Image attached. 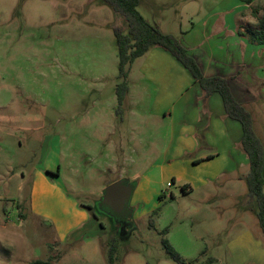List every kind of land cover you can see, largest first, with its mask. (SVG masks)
<instances>
[{
	"label": "rangeland",
	"instance_id": "rangeland-1",
	"mask_svg": "<svg viewBox=\"0 0 264 264\" xmlns=\"http://www.w3.org/2000/svg\"><path fill=\"white\" fill-rule=\"evenodd\" d=\"M224 1L140 0L139 12L179 34ZM257 3L246 12H262L264 0ZM114 27L128 30L124 17L104 0H0V239L16 245L14 250L0 243V264H111L114 240L113 264H179L164 240L183 264H264V234L246 180L206 202L202 196L180 198L148 215L145 209L153 207L145 208L133 195L124 235L104 213L100 190L121 174L80 168V116L113 109L121 83ZM248 110L264 145V107ZM85 125L92 126V119ZM50 147L62 153L59 182L91 207V224L63 244L29 205L36 171L45 168Z\"/></svg>",
	"mask_w": 264,
	"mask_h": 264
},
{
	"label": "crops",
	"instance_id": "crops-1",
	"mask_svg": "<svg viewBox=\"0 0 264 264\" xmlns=\"http://www.w3.org/2000/svg\"><path fill=\"white\" fill-rule=\"evenodd\" d=\"M258 1H224L202 23L192 22L190 31L179 34L165 30L162 21L146 19L178 38L206 78L227 79L235 100L251 116L250 107H264V7L262 12H246L259 6ZM246 18L257 23H247ZM128 87L121 111L116 110V94L113 109L80 116V168L103 167L104 174L118 169L117 181L134 185L133 200L153 207L144 215L180 198L202 196L206 202L246 180L250 167L241 146V124L227 116L222 97L208 96L171 53L153 48L137 59ZM90 118L92 126H86ZM54 149L50 147L45 168L36 171L29 205L33 216L52 224L63 244L92 218L85 209L89 206L76 201L59 182L62 153Z\"/></svg>",
	"mask_w": 264,
	"mask_h": 264
},
{
	"label": "trees",
	"instance_id": "trees-1",
	"mask_svg": "<svg viewBox=\"0 0 264 264\" xmlns=\"http://www.w3.org/2000/svg\"><path fill=\"white\" fill-rule=\"evenodd\" d=\"M111 9L122 15L127 22L128 30L125 32L120 27H114V34L118 44L119 55V79L121 83L117 86L116 94L119 106H122L127 93L129 71L132 64L139 58L145 56L151 49L160 48L171 53L185 67L195 82L209 96L219 94L222 97L227 116L241 124L243 139L242 150L246 154L250 173L246 178L249 188V198L255 204V211L264 234V146L257 136L251 114L240 105L234 98L228 80L221 77L206 78L201 66L189 51L173 35H166L150 24L139 12L140 0H104ZM91 210V207H85ZM163 244L168 255L177 263L184 261L176 250L164 240ZM118 245L115 240L109 253V261L113 264ZM31 264H48L37 260Z\"/></svg>",
	"mask_w": 264,
	"mask_h": 264
},
{
	"label": "water",
	"instance_id": "water-1",
	"mask_svg": "<svg viewBox=\"0 0 264 264\" xmlns=\"http://www.w3.org/2000/svg\"><path fill=\"white\" fill-rule=\"evenodd\" d=\"M133 192L134 185L132 183L128 180H120L105 189L100 206L115 217H123L127 212L128 217L131 218L133 211L129 206ZM122 230H125V227Z\"/></svg>",
	"mask_w": 264,
	"mask_h": 264
},
{
	"label": "flooded vegetation",
	"instance_id": "flooded-vegetation-1",
	"mask_svg": "<svg viewBox=\"0 0 264 264\" xmlns=\"http://www.w3.org/2000/svg\"><path fill=\"white\" fill-rule=\"evenodd\" d=\"M130 209H131V207H130ZM103 211L109 217L114 219V221L120 226L121 232L124 235L125 230H122V228L125 227V229H127L131 226L130 218L128 217L129 214L127 212H125L123 217H121V216L115 217V216L109 214V212H107L105 208H103Z\"/></svg>",
	"mask_w": 264,
	"mask_h": 264
},
{
	"label": "clouds",
	"instance_id": "clouds-1",
	"mask_svg": "<svg viewBox=\"0 0 264 264\" xmlns=\"http://www.w3.org/2000/svg\"><path fill=\"white\" fill-rule=\"evenodd\" d=\"M245 22L251 23L254 25L257 23V21L255 19H247V18L245 19ZM0 243H4L6 247H9L11 249H14V250L16 249V245L9 240L0 239Z\"/></svg>",
	"mask_w": 264,
	"mask_h": 264
},
{
	"label": "built area",
	"instance_id": "built-area-1",
	"mask_svg": "<svg viewBox=\"0 0 264 264\" xmlns=\"http://www.w3.org/2000/svg\"><path fill=\"white\" fill-rule=\"evenodd\" d=\"M168 187L170 188L171 187V184H169Z\"/></svg>",
	"mask_w": 264,
	"mask_h": 264
}]
</instances>
